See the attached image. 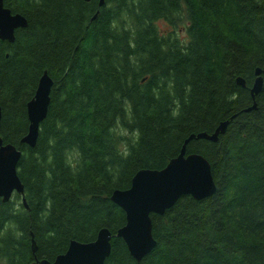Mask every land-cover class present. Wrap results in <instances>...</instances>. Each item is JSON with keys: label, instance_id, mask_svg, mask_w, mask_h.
<instances>
[{"label": "trees", "instance_id": "trees-1", "mask_svg": "<svg viewBox=\"0 0 264 264\" xmlns=\"http://www.w3.org/2000/svg\"><path fill=\"white\" fill-rule=\"evenodd\" d=\"M3 1L27 26L0 40V137L21 151L24 187L0 198V264L52 261L102 228L113 235L104 264H264V81L250 94L264 0ZM45 70L50 103L29 147L26 105ZM226 120L216 142L186 144L216 191L151 214L156 245L136 261L114 236L126 220L111 192Z\"/></svg>", "mask_w": 264, "mask_h": 264}, {"label": "water", "instance_id": "water-1", "mask_svg": "<svg viewBox=\"0 0 264 264\" xmlns=\"http://www.w3.org/2000/svg\"><path fill=\"white\" fill-rule=\"evenodd\" d=\"M103 4L104 0H99L98 5ZM26 26V18L19 13H12L4 6V1L0 0V40L13 42L15 30ZM263 74L264 70H255L256 77L250 89L253 99L262 90ZM236 82L242 87L245 86L242 77H237ZM52 84L47 71H43L33 98L27 102L29 124L21 143L29 147L35 146L40 123L47 115ZM255 106L254 102L249 109ZM1 115L0 106V120ZM228 121L220 122L212 134H191L184 141L178 155L171 158L164 168L140 169L133 175L128 188L114 189L111 192V201L124 211L126 220L114 236L124 241L129 254L136 261L139 262L156 245L152 235L151 214L163 215L182 196L189 195L196 200H202L216 191L209 162L201 154H187L186 144L193 138L216 142L218 136L225 132ZM20 156L21 151L18 148L10 143L4 144L0 137V198L3 202L9 201L14 193L21 196L24 194V187L17 173ZM112 237L107 228H102L95 240L88 243L71 241L67 250L54 260H35L31 264H104L111 252Z\"/></svg>", "mask_w": 264, "mask_h": 264}, {"label": "rangeland", "instance_id": "rangeland-1", "mask_svg": "<svg viewBox=\"0 0 264 264\" xmlns=\"http://www.w3.org/2000/svg\"><path fill=\"white\" fill-rule=\"evenodd\" d=\"M159 26L162 28V29H167L168 27L165 25L164 22H159Z\"/></svg>", "mask_w": 264, "mask_h": 264}, {"label": "bare ground", "instance_id": "bare-ground-1", "mask_svg": "<svg viewBox=\"0 0 264 264\" xmlns=\"http://www.w3.org/2000/svg\"><path fill=\"white\" fill-rule=\"evenodd\" d=\"M9 9V8H8Z\"/></svg>", "mask_w": 264, "mask_h": 264}]
</instances>
